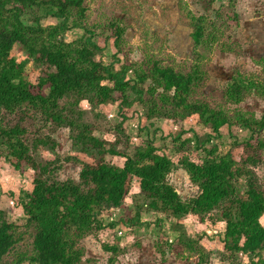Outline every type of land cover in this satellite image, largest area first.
I'll return each instance as SVG.
<instances>
[{"label":"trees","instance_id":"1","mask_svg":"<svg viewBox=\"0 0 264 264\" xmlns=\"http://www.w3.org/2000/svg\"><path fill=\"white\" fill-rule=\"evenodd\" d=\"M202 4L204 13L198 15L185 8L192 27L194 59L188 68H176L157 53L148 52L142 62L124 60L127 24L117 17L90 23L88 0H0L1 143L15 169L29 165L35 171L31 190L20 198L25 222H14L0 212V264H96L94 258H86L82 241L103 228L97 208L121 206L135 177L149 210L195 214L203 219L219 210L218 216L225 222L223 243L232 258L230 264H264V176L259 177L255 170L264 161V114L257 118L237 108L232 114L228 107L253 94L264 98V59L259 62L263 75L237 72L224 90V101H210L204 93L208 54L225 28L238 23L239 18L236 0L219 6H215L216 0H202ZM36 9L54 21L42 24ZM29 13L33 23L24 19ZM73 30L80 34L67 40L65 36ZM16 45L43 65L36 83L26 77V61L12 55ZM110 46L115 52L106 61L103 51ZM83 101L93 108L116 102L123 120L136 105L144 109L148 120L177 121L195 115L217 137L226 131L231 147L224 153L218 145L194 148L191 137L179 135L171 141L176 148L172 157L147 137L128 154L108 147V141L94 133L78 108ZM32 111L40 112L56 127H69L75 145L98 156L82 163L78 181L58 178L60 158L35 159L33 149L47 145L50 138L37 139L30 146L25 140L27 129L19 123L8 126L2 117L3 113L18 112L24 119ZM240 128L249 131L243 141L237 136ZM238 149L240 157L235 153ZM108 153L121 156L124 163L107 161ZM179 167L199 189L189 200H183L168 179ZM243 177L246 185L241 196L236 182ZM140 215L125 220V225H136ZM27 235L31 249L22 251L19 247ZM181 245L199 256V264H205L208 255L199 242L181 241ZM103 247L105 251L119 250L118 245ZM239 254L253 258L238 261Z\"/></svg>","mask_w":264,"mask_h":264},{"label":"rangeland","instance_id":"2","mask_svg":"<svg viewBox=\"0 0 264 264\" xmlns=\"http://www.w3.org/2000/svg\"><path fill=\"white\" fill-rule=\"evenodd\" d=\"M91 7L90 23L96 24L108 18L117 17L127 24V46L124 60L142 62L148 52L157 53L164 62L178 68H188L193 62L192 27L185 8L195 14L204 13L202 0H88ZM228 4V0H216L215 6ZM235 11L238 23L226 27L220 34L219 41L208 54L206 69L208 77L204 88L210 101L223 102L224 90L237 72L250 75H263L259 62L264 59V0H236ZM35 13L42 16V24L54 20L43 15L40 9ZM211 15L213 12L210 13ZM33 23L32 13L24 17ZM80 31L73 30L65 38L73 40ZM108 46V45H107ZM115 52L113 46L106 47L103 56L106 61ZM12 55L19 61H26V77L36 83L43 74V65L37 64L20 46L16 45ZM133 76V74H130ZM231 113L241 109L253 113L257 118L264 114V98L255 94L248 96L239 105L228 106ZM79 109L84 112V121L92 125L94 133L108 141V147L133 154L137 146L149 137L155 143L175 156L172 138L182 135L191 137L195 146L211 147L218 145L221 152H227L231 140L227 132L217 137L208 125L199 121L195 115L182 120L160 118L148 120L140 105L129 110L125 120L117 113L116 102L109 101L93 108L87 101L80 103ZM2 117L8 126L17 123L27 129L26 142L33 146L37 139L50 138L47 145L33 149L38 162H47L60 158L62 165L57 173L58 178L79 180L82 163L92 162L98 156L83 152L75 145L71 129L66 126L56 127L47 121L40 112L32 111L29 116L21 118V113H3ZM237 136L243 141L249 131L237 129ZM202 153V151H200ZM240 157L241 150L235 151ZM7 148L0 138V212L14 222L23 224L25 214L20 198L32 188L34 169L23 165L15 169L6 159ZM107 161L122 165L124 159L118 155L106 154ZM259 177L264 176V161L255 168ZM183 200L198 195L199 189L181 167L176 168L168 177ZM138 178L130 188L125 201L119 207L102 206L97 208V217L103 222V228L83 239L86 258H94L96 264H199V256L188 251L181 241L196 240L207 253L205 264H230L229 252L224 248L225 222L218 216L219 210L204 219L195 214L174 215L170 212H157L148 209V201L141 192ZM239 195L244 196L246 181L240 178L236 182ZM140 212V222L127 226L125 220L135 219ZM264 225V216L261 219ZM20 244L19 249L29 251L31 239ZM118 245L117 252L105 251L103 245ZM238 261L249 262L250 254L237 255ZM12 259L8 258L6 261ZM5 264V262L1 263ZM28 264V263H24Z\"/></svg>","mask_w":264,"mask_h":264}]
</instances>
